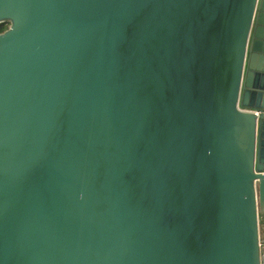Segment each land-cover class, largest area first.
<instances>
[{
    "label": "water",
    "instance_id": "95a60500",
    "mask_svg": "<svg viewBox=\"0 0 264 264\" xmlns=\"http://www.w3.org/2000/svg\"><path fill=\"white\" fill-rule=\"evenodd\" d=\"M0 264H261L264 0H0Z\"/></svg>",
    "mask_w": 264,
    "mask_h": 264
},
{
    "label": "trees",
    "instance_id": "16d2710c",
    "mask_svg": "<svg viewBox=\"0 0 264 264\" xmlns=\"http://www.w3.org/2000/svg\"><path fill=\"white\" fill-rule=\"evenodd\" d=\"M8 24L9 23L7 21L0 23V32L6 29L8 27Z\"/></svg>",
    "mask_w": 264,
    "mask_h": 264
},
{
    "label": "built area",
    "instance_id": "2783aa9c",
    "mask_svg": "<svg viewBox=\"0 0 264 264\" xmlns=\"http://www.w3.org/2000/svg\"><path fill=\"white\" fill-rule=\"evenodd\" d=\"M260 247L264 249V241L260 243ZM261 264H264V253H262Z\"/></svg>",
    "mask_w": 264,
    "mask_h": 264
},
{
    "label": "crops",
    "instance_id": "0c3cea01",
    "mask_svg": "<svg viewBox=\"0 0 264 264\" xmlns=\"http://www.w3.org/2000/svg\"><path fill=\"white\" fill-rule=\"evenodd\" d=\"M260 222L264 225V216L262 218L260 217Z\"/></svg>",
    "mask_w": 264,
    "mask_h": 264
},
{
    "label": "rangeland",
    "instance_id": "374dc122",
    "mask_svg": "<svg viewBox=\"0 0 264 264\" xmlns=\"http://www.w3.org/2000/svg\"><path fill=\"white\" fill-rule=\"evenodd\" d=\"M261 232V235L263 234L264 235V231H260Z\"/></svg>",
    "mask_w": 264,
    "mask_h": 264
},
{
    "label": "flooded vegetation",
    "instance_id": "af4514ba",
    "mask_svg": "<svg viewBox=\"0 0 264 264\" xmlns=\"http://www.w3.org/2000/svg\"><path fill=\"white\" fill-rule=\"evenodd\" d=\"M261 231H264V230H261Z\"/></svg>",
    "mask_w": 264,
    "mask_h": 264
}]
</instances>
